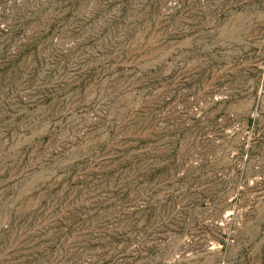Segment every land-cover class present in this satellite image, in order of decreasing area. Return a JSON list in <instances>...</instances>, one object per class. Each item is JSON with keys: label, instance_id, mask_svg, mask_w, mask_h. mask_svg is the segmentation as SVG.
<instances>
[{"label": "rangeland", "instance_id": "1", "mask_svg": "<svg viewBox=\"0 0 264 264\" xmlns=\"http://www.w3.org/2000/svg\"><path fill=\"white\" fill-rule=\"evenodd\" d=\"M0 264H264V0H0Z\"/></svg>", "mask_w": 264, "mask_h": 264}]
</instances>
